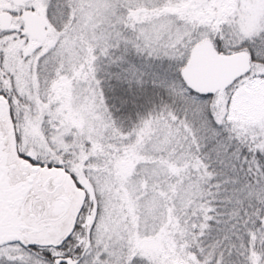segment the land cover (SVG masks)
I'll return each instance as SVG.
<instances>
[{
    "label": "snow or ice",
    "instance_id": "6c2138e0",
    "mask_svg": "<svg viewBox=\"0 0 264 264\" xmlns=\"http://www.w3.org/2000/svg\"><path fill=\"white\" fill-rule=\"evenodd\" d=\"M0 264H264V0H0Z\"/></svg>",
    "mask_w": 264,
    "mask_h": 264
}]
</instances>
